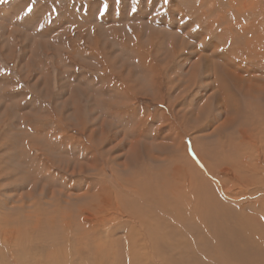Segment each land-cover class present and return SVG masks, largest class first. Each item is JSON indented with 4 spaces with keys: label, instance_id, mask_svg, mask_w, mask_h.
<instances>
[{
    "label": "rangeland",
    "instance_id": "1",
    "mask_svg": "<svg viewBox=\"0 0 264 264\" xmlns=\"http://www.w3.org/2000/svg\"><path fill=\"white\" fill-rule=\"evenodd\" d=\"M263 63L264 0H0V264H264Z\"/></svg>",
    "mask_w": 264,
    "mask_h": 264
},
{
    "label": "bare ground",
    "instance_id": "2",
    "mask_svg": "<svg viewBox=\"0 0 264 264\" xmlns=\"http://www.w3.org/2000/svg\"><path fill=\"white\" fill-rule=\"evenodd\" d=\"M264 64V63H263ZM261 66V65H260ZM261 67H263V66H261ZM260 70V69H259ZM264 72V71H263ZM261 74V73H260ZM263 76V75H262ZM262 76H260V77H262ZM259 77V76H258ZM236 97V96H235ZM262 99V98H261ZM218 103V102H217ZM221 111V110H220ZM219 114V113H218ZM259 118V117H258ZM230 127V126H229ZM224 128V127H223ZM260 128V127H259ZM258 141V140H257ZM244 142V141H243ZM255 143H257V142H255ZM247 144V143H246ZM257 145V144H256ZM256 148V147H255ZM189 149V148H188ZM259 150V149H258ZM257 150V151H258ZM245 153V152H244ZM249 153V152H248ZM263 155H264V153H262ZM252 155V154H251ZM261 156V155H260ZM205 160V159H204ZM235 160V159H234ZM244 165V164H243ZM242 165V166H243ZM212 168V167H211ZM253 168V167H252ZM251 170V169H250ZM252 172V171H251ZM246 173H248V172H246ZM244 174V173H243ZM251 174V173H250ZM252 176V175H251ZM255 176V175H254ZM105 177V176H104ZM256 177V176H255ZM263 178V177H262ZM241 179V178H240ZM251 179V178H250ZM249 179V180H250ZM237 179H235V181H236ZM189 185V184H188ZM241 185V184H240ZM240 191H243V192H241V194H247V191L246 190H241V189H239ZM229 191L227 190V189H225V188H223V190H222V194H228L229 195V193H228ZM230 194H233V193H230ZM228 198V197H227ZM232 199V198H231ZM258 223V222H257ZM235 225V224H234ZM229 226V225H228ZM246 227V226H245ZM248 227V226H247ZM264 227V226H263ZM254 228V227H253ZM255 228H256V226H255ZM218 229V228H217ZM219 229H220V227H219ZM232 229V228H231ZM234 230H235V228H234ZM257 230L259 231V229L257 228ZM218 231H220V230H218ZM213 232H214V230H213ZM221 232V231H220ZM220 232H219V236H220V239L222 240V242L223 243H228L227 241H231V240H228V238H227V236H225V235H223V236H221V234H220ZM235 232V231H234ZM252 232H254V231H252ZM260 232V231H259ZM227 233V232H226ZM249 233V232H248ZM214 234V233H213ZM235 234H237V233H235ZM260 234V233H259ZM234 235V234H233ZM238 235V234H237ZM236 235V236H237ZM249 235V234H248ZM213 236V235H212ZM215 237V236H214ZM213 237V238H214ZM221 242V243H222ZM260 242V241H259ZM232 243V242H231ZM229 244H230V242H229ZM259 245H260V247H262V243L260 244L259 243ZM234 246V245H233ZM226 247V246H225ZM229 247V246H228ZM227 247V248H228ZM226 248V249H227ZM239 249V248H238ZM242 249V248H241ZM254 249V248H253ZM256 249H257V247H256ZM229 249H227V251H228ZM246 250V249H245ZM224 251V250H223ZM236 251V250H235ZM241 251V250H240ZM248 251H249V247H248ZM225 252V251H224ZM231 253H233V252H231ZM235 254V253H234ZM238 254V253H237ZM225 255H227V254H225ZM242 255H243V253H242ZM224 256V255H223ZM238 256V255H237ZM244 256V255H243ZM222 258H224V257H222ZM234 258V257H233ZM242 259V258H241ZM246 259V258H245ZM239 260V259H238ZM228 261H230V260H228ZM236 261V260H235ZM239 261H241V260H239ZM244 261H246V260H244ZM156 262H157V260H156ZM255 262V261H254ZM233 263V262H232ZM256 263V262H255ZM227 264V263H226ZM236 264V263H235ZM241 264V263H240Z\"/></svg>",
    "mask_w": 264,
    "mask_h": 264
},
{
    "label": "snow or ice",
    "instance_id": "3",
    "mask_svg": "<svg viewBox=\"0 0 264 264\" xmlns=\"http://www.w3.org/2000/svg\"><path fill=\"white\" fill-rule=\"evenodd\" d=\"M29 11H31V8H29Z\"/></svg>",
    "mask_w": 264,
    "mask_h": 264
}]
</instances>
